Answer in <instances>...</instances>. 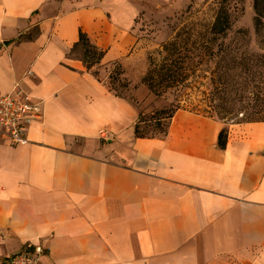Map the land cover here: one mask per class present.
Instances as JSON below:
<instances>
[{
	"label": "crops",
	"instance_id": "obj_1",
	"mask_svg": "<svg viewBox=\"0 0 264 264\" xmlns=\"http://www.w3.org/2000/svg\"><path fill=\"white\" fill-rule=\"evenodd\" d=\"M135 19L116 0H0V95L43 106L25 146L0 134V263L41 245L40 264H264V122L220 149V120L178 110L137 138L107 75L135 69ZM80 31L104 53L92 71Z\"/></svg>",
	"mask_w": 264,
	"mask_h": 264
},
{
	"label": "trees",
	"instance_id": "obj_2",
	"mask_svg": "<svg viewBox=\"0 0 264 264\" xmlns=\"http://www.w3.org/2000/svg\"><path fill=\"white\" fill-rule=\"evenodd\" d=\"M222 2L214 23L200 37L207 39L200 43L193 41L191 35L177 33L173 38L164 43L158 50L157 56L150 59V65L143 84L149 91L157 97H163L170 91L177 93L174 109L163 110L156 114V126L160 129L163 121H166L163 136L167 135V128L172 116L181 109V97L185 91H192L199 88L191 86L192 83H199L206 89L202 94L209 103V114L211 110H221L226 116L239 112L245 121L238 123H258L264 122V55L245 60L240 63H226L224 55L229 52H238L240 47L231 48L225 41L233 34L231 16ZM255 33L257 37L263 38L264 33V0H254ZM245 35L247 31L240 30L235 35ZM216 41H220L218 46H214ZM260 46H264L263 39ZM73 53L81 51V59L88 71H92L96 65L102 63L104 53L92 46L87 35L80 31L79 42L74 46ZM218 58V59H217ZM238 69L240 74L229 77V68ZM96 76L98 73L93 72ZM204 80L207 83H204ZM112 90V89H111ZM209 91V92H208ZM114 93L123 98L121 95ZM229 108V110H228ZM165 116V117H163ZM210 118H213L210 116ZM144 115H139V120L135 125V135L137 138H157L159 136L149 135L141 132V125L145 121ZM228 131L224 129L218 138L220 149L226 147ZM161 137V136H160Z\"/></svg>",
	"mask_w": 264,
	"mask_h": 264
},
{
	"label": "rangeland",
	"instance_id": "obj_3",
	"mask_svg": "<svg viewBox=\"0 0 264 264\" xmlns=\"http://www.w3.org/2000/svg\"><path fill=\"white\" fill-rule=\"evenodd\" d=\"M121 6L131 7L135 11L136 27L139 36V56L136 58V67L129 72L123 68L121 63H114L107 68L108 83L112 89L123 98L134 103L140 113L144 115V122L141 125V132H147L149 135L163 136L166 121L163 126L157 129L156 114L160 111L174 109L177 106L175 99L177 93L170 91L163 97L154 96L143 84L150 65L149 57H156L158 50L173 38L177 33H185L193 36V41L200 43L207 39L198 38L201 33H205L214 23L217 12L224 0H116ZM231 16L233 34L225 41L231 48L240 47L238 52H229L225 54L226 63L244 62L245 60L264 55V46H260V40L255 33L254 19V0H227L223 4ZM264 22V21H263ZM240 30L247 31L245 35H235ZM214 46H218L220 41H216ZM81 51L76 56L81 58ZM218 59V58H217ZM98 66V65H96ZM229 77L240 74L238 69H232L229 65ZM97 69V67H94ZM99 73V71H95ZM204 83L207 81L204 80ZM192 83L191 86L199 88V91L189 89L185 91L184 97H181V109L195 113L197 115L212 116L220 120L226 127L230 125H239L245 121L239 112L226 116L221 110H211L209 114V103L205 100L204 91L209 90L205 86ZM209 92V91H208ZM229 110V108H228ZM165 117V116H163ZM82 146L81 143L77 144Z\"/></svg>",
	"mask_w": 264,
	"mask_h": 264
},
{
	"label": "built area",
	"instance_id": "obj_4",
	"mask_svg": "<svg viewBox=\"0 0 264 264\" xmlns=\"http://www.w3.org/2000/svg\"><path fill=\"white\" fill-rule=\"evenodd\" d=\"M42 116V104L33 101L19 85H15L9 94L0 95V134L10 145L25 146L29 127L40 122ZM44 251L41 245H29L21 252L3 259L0 264H40Z\"/></svg>",
	"mask_w": 264,
	"mask_h": 264
}]
</instances>
